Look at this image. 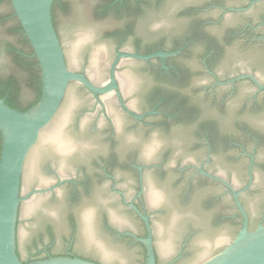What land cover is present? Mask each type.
<instances>
[{"label": "water", "instance_id": "95a60500", "mask_svg": "<svg viewBox=\"0 0 264 264\" xmlns=\"http://www.w3.org/2000/svg\"><path fill=\"white\" fill-rule=\"evenodd\" d=\"M53 1L9 0V5L7 1L0 0V72L7 74L11 66V58L5 47L14 38L5 32V25L9 23L3 25L2 22L8 20L12 9L37 61L41 83L38 103L26 112L12 109L0 99V264H23L16 254L18 214L21 222L17 239L22 256L33 251L35 245L47 243L50 239L55 242L53 251L59 252L74 235L78 252L111 264H141L142 249L118 239L111 231L130 229L139 234L142 233L140 223L112 194L109 183L97 180L98 170L94 162H100L108 149L104 124L98 123V131L92 132V116L79 117V113L92 106V100L78 86L70 84L82 86L96 99L98 95L114 90L122 105L115 80L119 59H162L169 54H117L109 65L117 42L112 32L117 26L96 15L93 0H65L69 8L66 13H57L55 29L51 17ZM229 27L235 25L230 24ZM222 33L220 30L214 31L218 36ZM125 47L130 48L131 42H127ZM240 48L239 43L227 48V54L234 64L232 67L248 69L264 80V54H259L253 48ZM108 65V81L101 86L99 84L106 81ZM141 67L138 63L125 62L117 71L118 82L134 109H141L144 105L139 95L140 88L152 79ZM228 71L229 67H218L219 73ZM240 88L238 101L245 99L253 90L248 84ZM103 100L112 120L118 121L122 138L129 148H133L138 157L146 162L160 161L162 146L167 142L166 134L154 132L145 136L140 129L129 126L114 105L112 95L104 96ZM125 111L135 117L128 110ZM77 122L80 129L75 127ZM249 124L252 129L264 131V114L249 121ZM169 136L174 137L170 165L178 159L195 161L202 156V152L186 149L180 134L172 133ZM65 153L68 155H63ZM259 156L264 159V153ZM243 166V163L228 164L224 159H216L213 167L229 176L235 186H240L245 174ZM55 174L62 178L87 174L93 180L91 192L82 193L77 201L69 199L67 187L59 188L55 197L41 195L64 182L61 180L49 187L55 181ZM114 174L120 187L131 195L134 181L119 168L114 170ZM169 176L165 180L153 174L147 175L145 184V198H148L147 204L153 211L159 264L171 260L184 246L185 255L177 264H264V224L249 229L247 214L239 201L241 192H235L224 181L212 177L232 192L234 205L241 215V226L234 235L236 221L225 218L230 212L228 198L208 202L209 198L222 192L221 188L204 187L185 200L181 186L175 183L174 176ZM257 177L260 191L254 197L245 199L253 224L264 204V173L257 171ZM129 207L141 218L146 228L147 237L138 239L146 249L145 264H155L149 221L133 204H129ZM46 226L49 233L45 231ZM28 264L96 263L79 258L52 257Z\"/></svg>", "mask_w": 264, "mask_h": 264}, {"label": "flooded vegetation", "instance_id": "af4514ba", "mask_svg": "<svg viewBox=\"0 0 264 264\" xmlns=\"http://www.w3.org/2000/svg\"><path fill=\"white\" fill-rule=\"evenodd\" d=\"M57 1L65 2L69 8L65 0ZM93 1L96 15L103 21L117 26L112 32L117 42L109 65L117 54L139 56L169 54L162 59L160 57L148 60L119 59L115 69V80L122 105L114 90L98 95L96 99L82 86L76 83L70 84L78 86L92 100V106L79 113V117L92 116V132L98 131V123H103L105 127L104 136L108 149L106 156L101 158L100 162H94L98 170L97 180L109 183L112 194L142 227V233L139 234L130 229H112L115 237L139 246L143 252L141 264H145L146 249L138 239L147 237L146 228L141 218L129 207V204H133L149 221L155 264H159L152 223L153 211L147 204L148 198L147 200L145 198L146 177L151 174L165 180L170 177L169 175L174 176L175 183L181 186L185 200L192 198L204 187L221 188L222 192L209 198L208 202L228 198L230 212L225 218L240 219L236 220L235 235L241 226V215L234 205L232 192L213 178L220 179L235 192H241L239 201L247 214L249 229L253 230L257 225L264 224V204L261 206L260 216L253 224L251 211L245 201L260 191L257 188L259 183L257 171L264 173V159L259 156L264 153V131L252 129L249 124V121L264 114V88L256 84L264 87V80L259 79L248 69L232 67L234 64L227 54V48L234 43H239L240 49L253 48L259 54H264V0ZM230 24H234L235 27H229ZM215 30L223 33L219 36L215 35ZM127 42H131L130 48L125 47ZM125 62L141 64L142 70L152 78L140 88L139 95L144 104L141 109L131 107L118 82L117 71ZM109 65L106 81L99 84L101 86L108 81ZM219 66L229 67L230 71L219 73ZM244 84L250 85L253 90L245 99L238 101L236 99L241 92L240 87ZM107 95H112L114 105L131 128L140 129L145 136L154 132L166 134L167 142L162 146L163 155L160 161L146 162L138 157L133 148H129V144L122 138L118 121L114 122L107 112L103 100ZM123 107L140 119L128 114ZM75 127L80 129V124L77 122ZM172 133L180 134L186 149L202 152V156L195 161L178 159L170 165L169 158L174 137L169 135ZM216 159H224L228 164H244L245 174L240 186H235L229 176L219 173L213 167ZM117 168L125 171L134 181V191L131 195L120 187L114 174ZM48 169L52 172L50 166ZM54 177L55 181L49 187L61 180L64 182L41 195L55 197L59 188L67 187L69 199L77 201L82 193L91 192L93 180L87 174L64 178L55 174ZM20 197H22L21 185ZM20 222L18 214L16 254L23 264L52 257L79 258L96 264H111L101 258L76 251L74 235L59 252L53 251L55 242L50 239L47 243L35 245L33 251L22 256L17 239ZM44 228L45 231L49 230L48 226ZM184 255L185 246L164 264H177Z\"/></svg>", "mask_w": 264, "mask_h": 264}, {"label": "trees", "instance_id": "16d2710c", "mask_svg": "<svg viewBox=\"0 0 264 264\" xmlns=\"http://www.w3.org/2000/svg\"><path fill=\"white\" fill-rule=\"evenodd\" d=\"M9 3V0H4ZM10 5V3H9ZM11 7V6H10ZM68 7L65 2L54 0L51 7V17L56 29L57 13H66ZM6 22L9 25H5ZM1 23V22H0ZM5 25V32L12 36L13 41L6 43V51L11 58V66L7 74L0 72V99L5 104L19 112H26L35 106L40 99V72L32 49L24 36L22 28L13 15L12 9ZM0 134V148H1ZM239 221L236 218L235 221ZM239 226V225H238Z\"/></svg>", "mask_w": 264, "mask_h": 264}]
</instances>
